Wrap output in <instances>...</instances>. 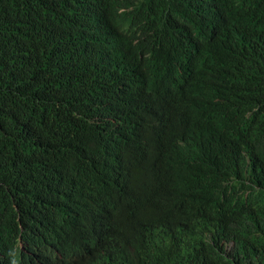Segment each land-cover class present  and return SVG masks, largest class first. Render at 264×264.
Segmentation results:
<instances>
[{"label": "trees", "instance_id": "16d2710c", "mask_svg": "<svg viewBox=\"0 0 264 264\" xmlns=\"http://www.w3.org/2000/svg\"><path fill=\"white\" fill-rule=\"evenodd\" d=\"M113 153L127 172L103 159ZM172 163L190 200L149 231L132 189L144 164ZM258 174L264 0H0V221L13 247L21 226L25 249L54 264L87 252L264 264V216L246 238L219 218L229 190L263 195Z\"/></svg>", "mask_w": 264, "mask_h": 264}, {"label": "clouds", "instance_id": "9594fccd", "mask_svg": "<svg viewBox=\"0 0 264 264\" xmlns=\"http://www.w3.org/2000/svg\"><path fill=\"white\" fill-rule=\"evenodd\" d=\"M121 156L122 153H113L103 159L115 160L114 169L127 172L126 157ZM101 162L102 160L99 163ZM186 178V170L179 163H172L161 168H154L147 164L143 165L141 184L134 187L132 192L135 194L136 202L144 204L147 208L149 231L154 228L162 209L169 211L174 206L186 207L191 197V192L185 184ZM210 178H216V182L218 181L217 177ZM254 185L257 189L263 191L262 196L239 189H231L220 208V220H230L232 224L227 230L241 238L256 236L257 222L255 215L264 216L263 174L256 176ZM127 186L131 185H124L122 188ZM253 209H255L254 212H252ZM135 214L136 212L132 216V228L135 234L140 236L136 224L139 218ZM17 221L20 222V216ZM261 224L264 226V220ZM22 231L23 228L20 226L18 242L13 247L0 221V264H54L55 257L51 252L35 248L34 245L30 250L25 249V245L21 240ZM68 264H112V262L105 253L87 252L76 256Z\"/></svg>", "mask_w": 264, "mask_h": 264}, {"label": "bare ground", "instance_id": "6f19581e", "mask_svg": "<svg viewBox=\"0 0 264 264\" xmlns=\"http://www.w3.org/2000/svg\"><path fill=\"white\" fill-rule=\"evenodd\" d=\"M210 180L216 182V178H210ZM212 188H213V187H212ZM214 189H215V188H214ZM254 211H255V209L252 210V212H254Z\"/></svg>", "mask_w": 264, "mask_h": 264}]
</instances>
